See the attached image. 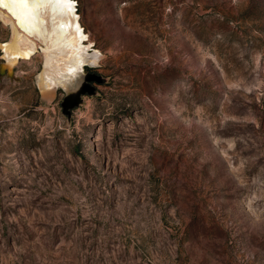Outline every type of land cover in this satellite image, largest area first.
Returning a JSON list of instances; mask_svg holds the SVG:
<instances>
[{
	"label": "rangeland",
	"instance_id": "rangeland-1",
	"mask_svg": "<svg viewBox=\"0 0 264 264\" xmlns=\"http://www.w3.org/2000/svg\"><path fill=\"white\" fill-rule=\"evenodd\" d=\"M74 2L70 118L0 21V264H264V0Z\"/></svg>",
	"mask_w": 264,
	"mask_h": 264
},
{
	"label": "bare ground",
	"instance_id": "bare-ground-1",
	"mask_svg": "<svg viewBox=\"0 0 264 264\" xmlns=\"http://www.w3.org/2000/svg\"><path fill=\"white\" fill-rule=\"evenodd\" d=\"M78 19L75 2L65 5L45 0L38 4L29 0L24 7L4 0L0 4V21L11 30L4 51L11 59L40 54L42 68L37 79L41 87L65 86L86 64L98 59L96 52H88Z\"/></svg>",
	"mask_w": 264,
	"mask_h": 264
},
{
	"label": "water",
	"instance_id": "water-1",
	"mask_svg": "<svg viewBox=\"0 0 264 264\" xmlns=\"http://www.w3.org/2000/svg\"><path fill=\"white\" fill-rule=\"evenodd\" d=\"M3 44L4 42H0V50L2 52V59H3V61L0 63V74L7 75L9 77H14L15 68L18 65V63L14 65L3 56V48H2ZM79 74L80 75L78 77L79 79L77 83L72 89H67V93L61 102L63 113L67 115L69 118L72 116L73 110L79 108L83 104L84 96L97 95V88L94 85V82L98 84H105L108 81L106 77L95 72L82 71Z\"/></svg>",
	"mask_w": 264,
	"mask_h": 264
},
{
	"label": "snow or ice",
	"instance_id": "snow-or-ice-1",
	"mask_svg": "<svg viewBox=\"0 0 264 264\" xmlns=\"http://www.w3.org/2000/svg\"><path fill=\"white\" fill-rule=\"evenodd\" d=\"M3 2H4V0H0V4H2ZM10 2L24 6V7H27L29 0H10ZM34 2L39 4V3L45 2V0H34ZM48 2L71 5L72 3H74V0H48Z\"/></svg>",
	"mask_w": 264,
	"mask_h": 264
}]
</instances>
